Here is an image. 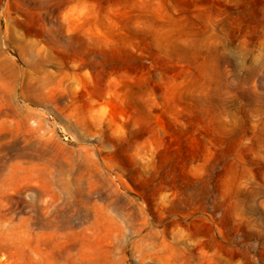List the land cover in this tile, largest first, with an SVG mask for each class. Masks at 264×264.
I'll list each match as a JSON object with an SVG mask.
<instances>
[{"label": "rangeland", "instance_id": "374dc122", "mask_svg": "<svg viewBox=\"0 0 264 264\" xmlns=\"http://www.w3.org/2000/svg\"><path fill=\"white\" fill-rule=\"evenodd\" d=\"M0 264H264V0H0Z\"/></svg>", "mask_w": 264, "mask_h": 264}, {"label": "bare ground", "instance_id": "6f19581e", "mask_svg": "<svg viewBox=\"0 0 264 264\" xmlns=\"http://www.w3.org/2000/svg\"><path fill=\"white\" fill-rule=\"evenodd\" d=\"M3 78H4V73H3L2 67L0 65V82H2Z\"/></svg>", "mask_w": 264, "mask_h": 264}]
</instances>
